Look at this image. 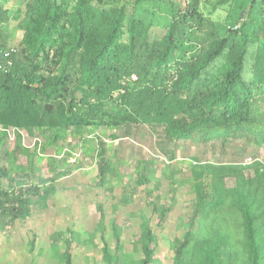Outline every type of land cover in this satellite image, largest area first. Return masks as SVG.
Masks as SVG:
<instances>
[{
	"label": "trees",
	"instance_id": "16d2710c",
	"mask_svg": "<svg viewBox=\"0 0 264 264\" xmlns=\"http://www.w3.org/2000/svg\"><path fill=\"white\" fill-rule=\"evenodd\" d=\"M141 1L128 14L103 0H21L17 6L0 0V147L9 131L14 138L0 157L7 162L0 180L14 172L24 178L10 190L0 187L2 228L27 219L33 200L48 195L15 157L25 154L28 168L34 158L45 160L53 183L64 176L56 172L62 159L39 152L53 147L60 156L59 143L68 137L80 141L82 157L95 159L100 181L113 155L103 138H90L95 132L113 142L117 131L147 126L161 129L163 146L196 137L264 141V25L250 17L252 6L236 28L221 33L197 11V0H184L156 39L152 21L138 14ZM10 24L21 30L16 47L9 46ZM35 134L45 143H34L37 153H31L24 138ZM191 166V176L179 183L194 196L192 218L174 241L173 264H264V167L254 164L253 176L244 179L245 168ZM224 178H235V186L225 188ZM147 181L140 173L138 184ZM169 212L159 211L158 225ZM148 227L139 237V264L152 259ZM199 231L203 236L196 237ZM73 241L71 234L62 241L63 264H72ZM103 253L108 263L106 248Z\"/></svg>",
	"mask_w": 264,
	"mask_h": 264
},
{
	"label": "rangeland",
	"instance_id": "374dc122",
	"mask_svg": "<svg viewBox=\"0 0 264 264\" xmlns=\"http://www.w3.org/2000/svg\"><path fill=\"white\" fill-rule=\"evenodd\" d=\"M20 1L11 0V5L17 6ZM103 1L112 6H124L130 14L136 0ZM177 4L183 8L184 0H143L138 3V14L153 23L151 38L163 36ZM196 5L197 11L210 18L221 33L228 26L235 27L246 19L250 6V17L264 25V0H197ZM7 35L9 46L16 47L21 30L10 24ZM187 46L184 44L181 48ZM116 134L119 138L113 142L98 132L90 135L91 139L103 138L111 146L110 171L103 176V181H100L95 159L84 158L79 152L78 139L68 137L59 143L62 148L60 156L55 154L53 147L39 152L43 157L62 159L56 172L64 173V176L53 183L45 160L37 163L34 158L31 169L25 154L15 157L16 165L34 172V183L42 188L43 193L47 189L48 195L45 199L33 200L27 219L16 220L6 228H2L0 219V264H63L60 260L62 241L70 234L74 239L70 250L72 264H139L144 243L143 237H139L146 231V222L149 235L153 237L149 264H173L174 241L181 238L192 218L194 196L188 185L179 183L191 176V165L245 168L242 172L244 179L253 176L251 167L254 164L264 167V141L254 143L248 136L228 139L224 144L219 140L203 142L196 137L190 142L163 146L161 129L135 126ZM9 135L6 147H0V157L4 149H12V131ZM27 140L31 143V153H37L34 143L39 146L45 143L38 134L30 139L24 138L25 143ZM172 154L174 159L170 160ZM77 159L80 160L79 168ZM6 163L3 159L0 166ZM140 173L148 180L143 185L138 184ZM23 179L20 172L11 173L9 180H0V187L10 190ZM223 183L225 188H230L236 182L235 178H224ZM49 190L52 191L49 193ZM167 207L170 212L160 226L159 211ZM198 236H203V232L199 231ZM31 244L34 245L33 251L30 250ZM105 248L110 256L108 263L103 259Z\"/></svg>",
	"mask_w": 264,
	"mask_h": 264
},
{
	"label": "built area",
	"instance_id": "2783aa9c",
	"mask_svg": "<svg viewBox=\"0 0 264 264\" xmlns=\"http://www.w3.org/2000/svg\"><path fill=\"white\" fill-rule=\"evenodd\" d=\"M8 64H10V63H8Z\"/></svg>",
	"mask_w": 264,
	"mask_h": 264
}]
</instances>
